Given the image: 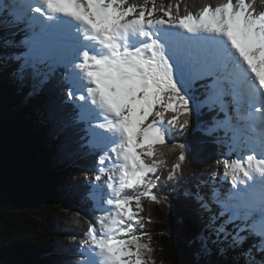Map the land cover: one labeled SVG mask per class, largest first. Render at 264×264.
I'll return each instance as SVG.
<instances>
[{
	"label": "snow or ice",
	"instance_id": "obj_1",
	"mask_svg": "<svg viewBox=\"0 0 264 264\" xmlns=\"http://www.w3.org/2000/svg\"><path fill=\"white\" fill-rule=\"evenodd\" d=\"M254 2L222 0L184 15L179 3L174 14L171 4L157 8L155 0H12L0 9V29H15L0 45L21 49L0 53V63L16 62L18 80L41 86L59 75L76 123L91 138L85 146L101 152L94 181L107 180L91 189L99 229L90 224L81 242L97 258L91 264H146L151 249L137 230L141 198L157 200L162 148L180 149L168 180L189 158L191 146L171 138L173 129L189 126L195 81H204L196 111L223 114L202 131H223L216 142L227 152L217 164L232 185L205 193L197 184L184 193L206 217L200 255L211 256L216 245L223 256L259 236L240 256L245 264H264V10Z\"/></svg>",
	"mask_w": 264,
	"mask_h": 264
},
{
	"label": "trees",
	"instance_id": "obj_2",
	"mask_svg": "<svg viewBox=\"0 0 264 264\" xmlns=\"http://www.w3.org/2000/svg\"><path fill=\"white\" fill-rule=\"evenodd\" d=\"M131 2L143 4L144 0ZM220 2L155 0L157 8L171 4L174 14L179 3L180 15L186 14V9L196 13L206 4L215 7ZM254 6L257 11L264 10L261 0H255ZM13 31L0 29V38L12 39ZM12 49L0 45V53H11ZM11 63L7 61V65ZM3 64L0 67L5 68ZM15 69L0 71V264H87V247L82 248L81 242L100 215L91 189L93 183L100 184L94 176L101 152L85 146L91 138L84 132L85 125L76 123L77 110L68 100L67 87L60 83L59 75L41 86L31 79L18 80ZM203 83L193 84L188 128L182 133L172 130L171 143L191 146L189 158L176 179L168 180L180 149H161L159 159L164 164L158 168L161 179L155 181L158 186L153 189L157 200L148 199L139 211L143 227L137 225L138 231L149 238L141 242L149 241L153 249V253H145V261L152 264H203L205 260L210 264H245L239 248L221 256L213 245L211 256L200 255L199 238L206 217L184 195L197 184L203 191L211 173L218 176L222 163L217 161L227 152L226 146L216 142L223 131L213 136L202 131L213 117L223 119L218 109L196 111V103L204 99Z\"/></svg>",
	"mask_w": 264,
	"mask_h": 264
},
{
	"label": "rangeland",
	"instance_id": "obj_3",
	"mask_svg": "<svg viewBox=\"0 0 264 264\" xmlns=\"http://www.w3.org/2000/svg\"><path fill=\"white\" fill-rule=\"evenodd\" d=\"M11 0H6L5 2H3V0H0V6L1 5H3V4H5V7L8 5V4H11ZM162 17V13H158V14H156L155 13V18H161ZM164 19H167V17H163ZM23 35V33H21L20 35H17L16 36V40L17 41H19L20 39H21V36ZM15 50L16 51H21V49H17V48H15ZM4 66H5V68L3 67V66H1L0 67V71H2V72H4V71H8L9 72V70H10V68H15V67H17V63L16 62H14L13 61V63H11V65H8L7 66V62L6 63H4L3 64ZM149 119H151V118H149ZM98 151H100V150H98ZM229 159H236V155L235 154H232L230 157H229ZM146 162H150V161H146ZM219 173H220V177L219 178H215V179H213V177H212V179L209 181V182H207L205 185H204V190H203V192H205V193H207V192H209L213 187H215L216 189H218V190H220V191H222V192H225V188L224 187H226L227 189L228 188H230L232 185L230 184V180L229 181H227L228 180V178L230 179V176H225V169H224V167H223V164L220 166V168H219ZM107 180V176L105 175L104 177H102V179H101V181H100V184L101 185H104V183H105V181ZM223 181H224V185H223ZM223 186V188H221ZM230 190H232V188H230ZM107 188L105 187L104 188V192L105 193H107ZM148 200V198H146V197H142L141 198V205L142 206H144L145 207V204H143V203H146V201ZM132 208H133V211H136V209H135V203L133 202V205H132ZM139 214H140V212H139ZM140 217V219H142V216H139ZM257 218H259V215H258V217ZM253 220H257V219H255L254 217H253ZM252 223V222H251ZM257 226L259 227V224H257ZM229 227H231V226H229ZM96 228L97 229H99V225H97L96 224ZM260 228V227H259ZM137 230H138V226H137ZM139 232V231H138ZM255 237L256 236H249V238H248V240L246 241V243L243 245V248H239L240 249V251L242 252V251H244L245 249H247V248H249L250 246H252L253 244H255V243H257L259 240L257 239L256 241H251L250 239H252V238H254L255 239ZM145 235H143L142 236V238H141V241H144L145 240ZM146 239H148L149 240V238L147 237ZM150 242L149 241H147V242H145V244H149ZM225 246H226V244H225ZM149 248L151 249V253H153V249H152V246H151V244H150V246H149ZM89 252V250L87 251V253ZM91 254V253H90ZM92 255V254H91ZM94 259H97L96 257H94L93 255H92V259L90 260V264H91V261L92 260H94ZM87 263H89V261H87ZM146 264H152V262L151 261H149L148 259L146 260Z\"/></svg>",
	"mask_w": 264,
	"mask_h": 264
},
{
	"label": "bare ground",
	"instance_id": "obj_4",
	"mask_svg": "<svg viewBox=\"0 0 264 264\" xmlns=\"http://www.w3.org/2000/svg\"><path fill=\"white\" fill-rule=\"evenodd\" d=\"M4 1H6V0H4ZM12 1V0H11ZM8 66V65H7ZM34 83V82H33ZM223 135V134H222ZM87 144V143H86ZM231 181V177H230V179L228 178V180L227 181ZM155 182V181H154ZM159 182V181H158ZM230 184H231V182H230ZM223 185H224V181H223ZM223 188V187H222ZM156 195V194H155ZM158 197V196H157ZM150 201V200H149ZM258 215L259 214H257L256 216H254V218L255 219H258L257 217H258ZM252 221H249V223H251ZM259 227H260V225H259ZM259 227L257 226V224H256V228H257V230H259ZM231 228V227H230ZM257 239H260V237L259 236H256L255 237V239L254 238H252V239H250L251 241H255V240H257ZM87 250H88V248L86 249V252H87Z\"/></svg>",
	"mask_w": 264,
	"mask_h": 264
}]
</instances>
